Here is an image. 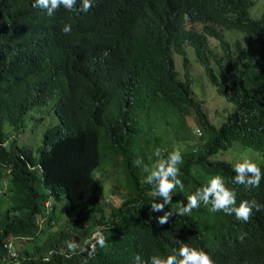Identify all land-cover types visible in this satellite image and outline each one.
<instances>
[{
    "label": "trees",
    "instance_id": "trees-1",
    "mask_svg": "<svg viewBox=\"0 0 264 264\" xmlns=\"http://www.w3.org/2000/svg\"><path fill=\"white\" fill-rule=\"evenodd\" d=\"M253 2L92 0L88 13L61 6L48 16L34 0H0V264H137V255L150 264L176 255L179 242L214 264H264V211L248 222L203 203L190 215L174 212L215 175L237 193V206L264 204V179L251 190L237 185L236 157L216 155L236 142L262 155L255 163L264 173V12L248 16ZM224 29L243 34L229 41ZM186 46L232 104L219 124L192 94ZM48 102L55 122L35 148L9 136L5 127L36 135ZM157 148L183 160L184 187L173 191L163 225L156 218L164 212L151 210L162 198L144 170ZM97 231L105 246L89 257L80 249L91 250Z\"/></svg>",
    "mask_w": 264,
    "mask_h": 264
},
{
    "label": "clouds",
    "instance_id": "clouds-1",
    "mask_svg": "<svg viewBox=\"0 0 264 264\" xmlns=\"http://www.w3.org/2000/svg\"><path fill=\"white\" fill-rule=\"evenodd\" d=\"M78 0H34L33 7L45 9L48 16H52L56 10L63 6L70 12L79 11L88 13L92 9V0H79V8H77ZM62 32L68 35L72 32L70 24H64ZM156 159L155 164L151 167H145V172L148 175L145 182L153 185L152 195L162 198V202H154L151 205L153 212H164V215L157 217V223L163 225L173 216L172 211H164L165 206L171 203L172 193L180 187L183 190V182L179 179V165L183 163L182 155L179 150H172L167 158H163L162 150L157 148L154 152ZM151 159V157H149ZM235 176L233 182L237 185H243L246 189L251 190L258 188L264 173L261 172L258 165L252 162L251 159L243 158L233 165ZM237 193L225 186L221 176L215 175L211 177L208 183L197 189L195 193L187 196V203H181L174 210L176 215H190L194 208L200 207L201 203L204 206H209L210 212H223L225 215H234L236 220L248 222L255 209L256 212L264 211V204L259 203L256 199L241 200L239 205L236 203ZM92 240L95 243L91 244V250L86 248L80 249L81 252H87L91 257L96 250V246L103 248L105 246V237L100 231L93 234ZM66 246L70 252H75L78 245L73 241H66ZM180 248L176 255H168L167 257L152 256L150 264H214L212 258L204 251L191 248L186 243L179 242ZM137 264H142L139 255L135 257ZM45 264H48V258L45 257Z\"/></svg>",
    "mask_w": 264,
    "mask_h": 264
},
{
    "label": "rangeland",
    "instance_id": "rangeland-1",
    "mask_svg": "<svg viewBox=\"0 0 264 264\" xmlns=\"http://www.w3.org/2000/svg\"><path fill=\"white\" fill-rule=\"evenodd\" d=\"M253 4L248 8V16L256 18L261 13L264 12V0H253ZM224 33L226 34V37L229 36V41L233 40L236 37H240L243 33L240 31L232 30V29H224ZM210 43H214L215 41L209 38ZM216 43H214L215 45ZM213 45V49L217 52H219V48ZM187 62L186 67L189 68V74L191 75L192 82H191V88L193 91V96L202 102V108L205 110L208 118L210 121L217 123L222 117L224 118L225 113L231 109L232 104L228 102L222 95L218 94L214 86L208 81L207 77L203 74L202 66L196 59L192 48L191 47H185ZM173 59L175 63V68L178 71V74L180 77L183 76V64H182V58L178 53H173ZM214 66L215 64L212 63ZM42 119L38 120V128L36 131V135H32L28 130L19 131L16 133V129H10L8 127H5L6 130H8L9 136L15 137L16 142L20 143V141L26 142L28 144L34 145V141L37 140L38 136L41 134L42 128L46 126L49 123L55 122V115L53 113V110L51 109V103L48 102L45 106L42 108ZM223 118L218 122V124L223 120ZM187 123L192 125L190 129L194 131L192 120L188 117ZM217 124V125H218ZM237 143L233 142L230 147H228L225 150H222V153L218 152L216 155L218 157H226V155L235 156L236 160L240 161L243 158L251 159L252 162H258L260 161L262 155L255 150L241 147L239 150H237L236 147ZM36 145L33 146L35 148ZM182 147H184V144H182ZM112 203L114 205H117L118 199L113 198ZM14 248H15V242H14Z\"/></svg>",
    "mask_w": 264,
    "mask_h": 264
},
{
    "label": "built area",
    "instance_id": "built-area-1",
    "mask_svg": "<svg viewBox=\"0 0 264 264\" xmlns=\"http://www.w3.org/2000/svg\"><path fill=\"white\" fill-rule=\"evenodd\" d=\"M11 246H12V243L10 241L7 242V248L9 250V252H10V255H13V252L11 251Z\"/></svg>",
    "mask_w": 264,
    "mask_h": 264
}]
</instances>
